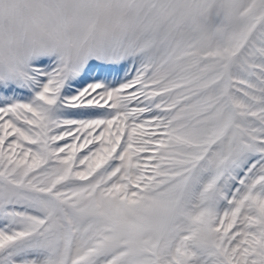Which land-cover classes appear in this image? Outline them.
I'll return each mask as SVG.
<instances>
[{
    "label": "snow or ice",
    "instance_id": "6c2138e0",
    "mask_svg": "<svg viewBox=\"0 0 264 264\" xmlns=\"http://www.w3.org/2000/svg\"><path fill=\"white\" fill-rule=\"evenodd\" d=\"M0 264H264V0H0Z\"/></svg>",
    "mask_w": 264,
    "mask_h": 264
}]
</instances>
